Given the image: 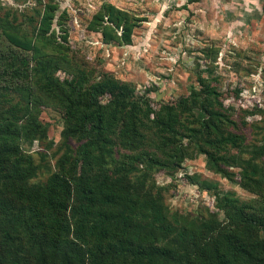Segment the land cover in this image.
Wrapping results in <instances>:
<instances>
[{"label": "rangeland", "instance_id": "374dc122", "mask_svg": "<svg viewBox=\"0 0 264 264\" xmlns=\"http://www.w3.org/2000/svg\"><path fill=\"white\" fill-rule=\"evenodd\" d=\"M1 19L9 27L0 26V51L27 56L19 45L32 47L26 88L38 99L32 115L45 137L30 134L20 144L37 168L31 183L79 174L77 168L69 175L74 170L70 162L62 166L57 149L68 142L76 147L84 137L82 132L68 137L62 109L38 94L36 67L42 62L50 63L47 72L61 85L122 108L124 120L131 115L144 122L145 112L152 116L163 105H180V121L191 122L211 103L230 121L225 131L233 130L240 143L216 156L222 170L211 166L195 139L177 135L165 146L148 131L144 147L163 164L151 162L146 187L160 196L167 214L199 229L208 225L214 232L232 222L227 197L251 202L244 212H257L260 198L241 184L234 158L241 142L264 136V0H0V24ZM133 161L139 180V160ZM122 162V154L119 161L110 158V170L125 173ZM256 219L251 228L264 243V225Z\"/></svg>", "mask_w": 264, "mask_h": 264}, {"label": "trees", "instance_id": "16d2710c", "mask_svg": "<svg viewBox=\"0 0 264 264\" xmlns=\"http://www.w3.org/2000/svg\"><path fill=\"white\" fill-rule=\"evenodd\" d=\"M1 22L2 29L9 27ZM19 46L27 56L0 51V264H264V243L251 228L256 215L264 225V136L241 142L234 158L241 184L260 198L257 212L245 213L251 202L227 197L233 224H220L214 232L208 225L199 229L178 214H167L160 196L146 187L151 162L163 164V158L147 153V132L165 146L177 135L195 139L220 171L216 156L240 144L236 133L223 127L230 122L226 115L206 103L202 117L182 124L181 106L163 105L152 116L145 112L146 122L131 115L124 120L122 108L98 104L78 87L61 85L47 72L50 63L38 62V94L62 109L67 136L82 132L84 137L76 147L68 142L57 149L62 166L70 162L74 170L69 175L77 168L79 174L70 180L66 173L53 174L31 183L37 168L20 144L30 134L45 136L32 115L38 99L26 88L33 72L27 48L32 47ZM121 154L127 171L114 173L109 159L119 161ZM133 159L139 160V180Z\"/></svg>", "mask_w": 264, "mask_h": 264}]
</instances>
